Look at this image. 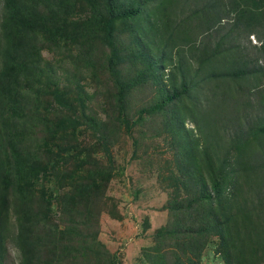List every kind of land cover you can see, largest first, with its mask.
Masks as SVG:
<instances>
[{"label":"rangeland","instance_id":"1","mask_svg":"<svg viewBox=\"0 0 264 264\" xmlns=\"http://www.w3.org/2000/svg\"><path fill=\"white\" fill-rule=\"evenodd\" d=\"M76 1L24 0L26 16L17 26L13 63L41 71L20 76L28 104L26 117L15 123L13 140L28 160L49 165L53 176L35 181V198L25 199L33 234L22 240L17 234L5 243L3 264H20L23 240L30 246L29 264H231V251L240 257L235 264H264L255 225L232 224L224 238L207 219L208 205L196 200L209 174L205 148L210 154L217 149L204 123L209 91L144 112L161 98L162 84L175 71L170 63L177 62L174 48V60L167 57L160 72L148 67V57L159 56L166 37L152 27L162 19L153 12L158 8L117 21L110 37L108 28L98 27L103 34L97 39L95 25L102 15L93 6L99 1ZM122 89L124 109L118 100ZM83 163V169L68 174ZM93 171L99 173L93 182L98 192L89 201L70 202L73 177L75 183L85 181ZM249 173L239 180L244 198L253 190ZM42 192L48 193L47 206ZM49 228L59 238L55 251L36 246L38 235ZM65 244L76 248L68 256Z\"/></svg>","mask_w":264,"mask_h":264},{"label":"trees","instance_id":"2","mask_svg":"<svg viewBox=\"0 0 264 264\" xmlns=\"http://www.w3.org/2000/svg\"><path fill=\"white\" fill-rule=\"evenodd\" d=\"M98 1L97 5L93 2V8L102 15L95 25L97 39L103 34L100 26L108 28L110 37L117 21L144 17L148 8H158L153 12L162 19L159 25L153 23L152 27L166 37L159 43V56L148 57V67L160 72L162 62L167 57L174 60L175 53L177 62L170 63L175 71L169 83L162 84L161 98L144 112L175 106L184 98L192 97L193 93L196 96L199 90L209 91L204 123L217 143V149L210 154L205 148L209 174L202 178L196 200L208 205L207 219L215 222L214 227L224 238L232 224L255 225L262 237L264 253V0ZM60 3L65 4L64 1ZM25 14L24 0H0V264L6 259L5 243L11 239L15 241L17 234L19 240L27 232L33 234L35 223L28 214L25 199L28 196L29 200L35 198V181L40 176H53L48 171L49 165L39 159L28 160L20 145L13 140L15 123L19 125L26 117L24 109L28 104L26 87L19 84L20 76L28 72L27 77H34L41 71L37 67L22 70L16 62L13 63L17 26L22 24ZM252 36L257 38V43H253ZM159 74L158 82L162 78V73ZM56 95L57 91L54 92ZM125 98L126 91L122 89L118 100L123 109L126 107ZM178 109H175V115L180 117ZM89 121L91 127H96V120L89 118ZM58 126L63 127V121ZM71 128L76 131L74 125ZM54 131L49 133L54 134ZM103 142L107 148L106 141ZM56 147L63 148L60 143ZM46 149H50L47 140ZM84 165L80 164L68 174H75ZM93 172L78 183L73 177L70 202L89 201V196L98 192L93 182L95 184V175L99 173ZM244 172H248L252 179L253 190L247 198L242 196L239 187ZM45 193L42 192V197L47 206L51 202L45 200ZM55 230L49 228L39 234L36 246H52L50 251L58 248L59 238ZM19 245L24 251L20 264H29L32 260L28 251L30 246L27 247L26 240ZM74 249V245L65 244L63 252L66 251L68 256ZM229 255L233 260L240 258L235 257L233 251ZM233 260L231 264H235Z\"/></svg>","mask_w":264,"mask_h":264}]
</instances>
